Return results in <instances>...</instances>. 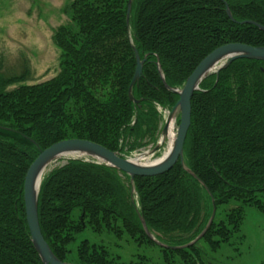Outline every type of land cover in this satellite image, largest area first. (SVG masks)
Listing matches in <instances>:
<instances>
[{
	"label": "trees",
	"instance_id": "16d2710c",
	"mask_svg": "<svg viewBox=\"0 0 264 264\" xmlns=\"http://www.w3.org/2000/svg\"><path fill=\"white\" fill-rule=\"evenodd\" d=\"M127 3L73 0L64 9L68 20L53 34L60 51L57 74L33 83H25L23 74L0 75V264H43L23 203L25 173L41 149L80 138L125 157L159 134L163 110L178 99L165 84L182 87L222 44L264 46V30L247 22L264 26V0H132L128 22ZM134 50L143 60L132 88L137 102L128 96ZM190 103L183 164L178 160L166 172L131 181L114 167L80 157L43 174L38 220L58 259L128 264L104 243L77 242L88 227L157 246L161 264H214L202 258L198 242L217 251L239 235L244 206L264 213V61L233 60L207 75ZM212 200V223L185 247L205 228ZM220 208L223 215L216 218ZM140 218L157 240L179 248L150 239Z\"/></svg>",
	"mask_w": 264,
	"mask_h": 264
},
{
	"label": "rangeland",
	"instance_id": "374dc122",
	"mask_svg": "<svg viewBox=\"0 0 264 264\" xmlns=\"http://www.w3.org/2000/svg\"><path fill=\"white\" fill-rule=\"evenodd\" d=\"M73 0H0V75L25 76V83L40 82L57 74L60 51L53 41L56 28L68 20L65 7ZM19 82L10 84L7 89L16 87ZM169 109L163 110L160 131L155 141L125 154L138 162H152L161 158L168 150L169 137L166 135L159 148L150 152L162 139V127ZM174 135L179 121V113L173 115ZM10 139L24 140L18 134L5 132ZM143 154L142 157H138ZM88 156H61L49 163L44 173L65 163L69 158ZM264 203V197L262 198ZM233 205V204H232ZM216 211V209H215ZM216 218L223 215L220 208ZM88 239L94 243H104L121 261L128 264H161V251L154 245H137L132 240L116 239L109 234H97L86 228L76 241ZM198 245L206 253V262L214 264H261L264 259V213L252 205L244 206V218L239 235L231 238L229 244H222L217 251H211L203 242ZM175 261V264H179Z\"/></svg>",
	"mask_w": 264,
	"mask_h": 264
},
{
	"label": "water",
	"instance_id": "95a60500",
	"mask_svg": "<svg viewBox=\"0 0 264 264\" xmlns=\"http://www.w3.org/2000/svg\"><path fill=\"white\" fill-rule=\"evenodd\" d=\"M131 2L132 0H128L127 3V22L130 16ZM226 12L228 17L232 19L231 13L227 6ZM247 22L256 25L261 30H264V26L256 22ZM134 53L136 66L134 69L133 77L128 86V96L130 100H132L133 102H137L133 97L132 88L142 75L143 60L140 59L136 50H134ZM237 58H248L264 61V46H252L240 42H229L222 44L209 52L197 64L191 74L186 78L182 87L171 88L165 84L166 88L169 91L174 92L178 95V99L169 110L165 124L162 127L161 132L163 137L159 141V143L157 142V144L152 148V151L159 148V145L160 143H162L163 138L167 135L168 123L171 119H173V115L176 112L179 113V121L172 144L169 143L167 152L157 160H154L152 162H138V160L135 158L122 157L116 152L109 150L108 148L96 142L80 138L60 140L51 144L45 149H41L38 152V155L27 168L24 176L23 203L25 219L30 238L43 264H79L74 262H65L58 259L44 239L40 229L37 212L38 193L40 182L44 174L43 170L47 168L49 163L58 157L65 156V153L77 152L116 168L117 170L127 174L130 177L131 181L135 176H154L166 172L171 169L178 160L181 162V164H183V144L190 125V100L192 94L200 89V84L207 75L211 73H218L221 68L225 67ZM212 67L216 68L213 69ZM142 156L143 154L138 157ZM214 216L215 205L212 200V212L205 228L195 239L184 245L185 247L195 243V241L202 237V235L212 223ZM140 220L142 222L144 232L154 242L168 248H179L176 246L161 243L155 238L153 234L148 231L143 219L140 218Z\"/></svg>",
	"mask_w": 264,
	"mask_h": 264
},
{
	"label": "bare ground",
	"instance_id": "6f19581e",
	"mask_svg": "<svg viewBox=\"0 0 264 264\" xmlns=\"http://www.w3.org/2000/svg\"><path fill=\"white\" fill-rule=\"evenodd\" d=\"M213 69H215L216 67H212ZM174 121L173 119H171L168 123V130H167V136L169 137V142L170 144H172V141L174 140ZM65 156H85L83 154L77 153V152H68L64 154ZM46 171V168L43 170V173Z\"/></svg>",
	"mask_w": 264,
	"mask_h": 264
}]
</instances>
